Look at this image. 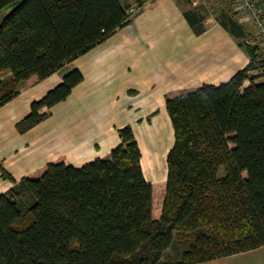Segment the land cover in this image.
<instances>
[{
	"label": "trees",
	"instance_id": "16d2710c",
	"mask_svg": "<svg viewBox=\"0 0 264 264\" xmlns=\"http://www.w3.org/2000/svg\"><path fill=\"white\" fill-rule=\"evenodd\" d=\"M128 8L127 0L14 5L0 22V106L20 82L45 79L128 24ZM226 27L241 36L234 21ZM246 49L249 62L226 82L165 96L174 138L158 217L130 125L108 159L81 167L61 156L17 182L0 162L15 183L0 193V264H197L263 246L264 79L249 72L264 78V48ZM82 80L78 69L65 74L17 131L39 124L48 116L40 110ZM173 244L181 257L164 259Z\"/></svg>",
	"mask_w": 264,
	"mask_h": 264
},
{
	"label": "crops",
	"instance_id": "0c3cea01",
	"mask_svg": "<svg viewBox=\"0 0 264 264\" xmlns=\"http://www.w3.org/2000/svg\"><path fill=\"white\" fill-rule=\"evenodd\" d=\"M142 1L127 0L129 6ZM224 2L222 18L204 15L200 0H152L128 24L60 70L40 81L20 82L17 94L0 106L3 167L18 182L61 156L75 167L108 159L121 143L118 129L130 125L146 180L154 189L165 184L166 178L153 181L146 175L149 171L154 176L159 151L167 156L173 143L165 96L226 82L250 60L242 44L248 41L244 25L253 29L234 0ZM231 21L240 27L241 36L229 32ZM74 69L81 71L83 80L71 94L51 108L43 107L40 112L48 116L19 133L16 122L29 113L30 104ZM10 106H17V112L9 111ZM58 142L57 151L52 144ZM14 185L0 175V193ZM197 264H264V245Z\"/></svg>",
	"mask_w": 264,
	"mask_h": 264
},
{
	"label": "rangeland",
	"instance_id": "374dc122",
	"mask_svg": "<svg viewBox=\"0 0 264 264\" xmlns=\"http://www.w3.org/2000/svg\"><path fill=\"white\" fill-rule=\"evenodd\" d=\"M224 1H228V0H200V10L203 12L204 15L210 14V13H214L220 17L225 16L222 12V7L223 5L225 6L226 3ZM230 6V4H227ZM14 7V5L9 6L7 8H4L0 11V22L2 21L3 17ZM222 17V18H223ZM244 30L246 33V38L248 41H242V44L244 46L246 45H250V43H254L256 42V38L254 33L251 31V28H249L248 26L244 25ZM261 75V70H256V71H251L249 72V77L250 76H254L257 77V82H261L263 81V77L260 76ZM8 76V73H3L2 77L6 78ZM249 82L246 81L244 85H248ZM56 86V85H55ZM52 89V88H51ZM22 99H20L19 103V108L23 109L22 106ZM9 111L11 112H17V106H10L9 107ZM24 112L25 109L23 110ZM26 115V113H25ZM24 115V116H25ZM165 134V133H164ZM142 137H143V133H141ZM165 137V136H164ZM165 140V139H164ZM52 146H54L56 148V150L59 148V142L56 144H52ZM55 150V151H56ZM58 151V150H57ZM159 155H158V164H157V171L153 174H150L149 171L146 172V175H148L149 177H153L154 179L151 180H155L158 181L161 178H166L167 175V169H166V154H165V150L163 151H159ZM164 180V179H163ZM166 181V180H165ZM159 187H157V190L154 192V200H153V214L155 217H158V214L160 213L161 210V202L164 198V190H165V184H162L161 182L158 183ZM27 197V196H26ZM25 197V198H26ZM181 257L180 251L178 250V248L173 244L172 247H170L168 250H166V252L164 253V259H169V260H178Z\"/></svg>",
	"mask_w": 264,
	"mask_h": 264
},
{
	"label": "built area",
	"instance_id": "2783aa9c",
	"mask_svg": "<svg viewBox=\"0 0 264 264\" xmlns=\"http://www.w3.org/2000/svg\"><path fill=\"white\" fill-rule=\"evenodd\" d=\"M151 1L143 0L141 3L129 6L127 10L128 18L134 17L143 5ZM234 2L242 19L248 22L253 29L256 42L252 44H258L264 48V0H234Z\"/></svg>",
	"mask_w": 264,
	"mask_h": 264
},
{
	"label": "water",
	"instance_id": "95a60500",
	"mask_svg": "<svg viewBox=\"0 0 264 264\" xmlns=\"http://www.w3.org/2000/svg\"><path fill=\"white\" fill-rule=\"evenodd\" d=\"M21 1L23 0H0V11L9 6L16 5L17 3Z\"/></svg>",
	"mask_w": 264,
	"mask_h": 264
}]
</instances>
